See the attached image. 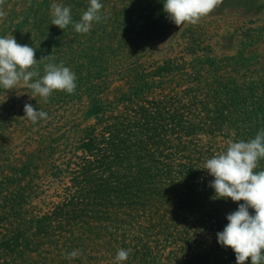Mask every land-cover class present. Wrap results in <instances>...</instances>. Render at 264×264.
<instances>
[{
    "label": "trees",
    "instance_id": "16d2710c",
    "mask_svg": "<svg viewBox=\"0 0 264 264\" xmlns=\"http://www.w3.org/2000/svg\"><path fill=\"white\" fill-rule=\"evenodd\" d=\"M99 2L102 19L87 34L53 25L51 5L70 6L79 22L90 0L0 5V37L33 47L37 60L51 56L38 61L41 77L46 63L76 76L74 94L54 90L47 102L23 82L0 87V264H118L120 249L131 253L119 264H237L217 233L244 202L214 198V177L203 167L230 142L264 130V60L247 52L264 26L243 32L235 56L217 58L188 25V63L145 67L146 54L180 28L165 0ZM20 90L46 119L24 117ZM18 130L44 136L14 152L9 139ZM42 178L62 185L43 212L31 208ZM74 250L83 254L69 258Z\"/></svg>",
    "mask_w": 264,
    "mask_h": 264
},
{
    "label": "clouds",
    "instance_id": "9594fccd",
    "mask_svg": "<svg viewBox=\"0 0 264 264\" xmlns=\"http://www.w3.org/2000/svg\"><path fill=\"white\" fill-rule=\"evenodd\" d=\"M4 0H0L2 5ZM221 0H165L164 12L167 18L177 26L184 24L196 25L210 14ZM103 5L99 0H90V6L83 13L79 22H73L70 6L52 4V24L65 29L73 24L80 34L90 32L93 22L102 19L100 14ZM6 15L0 11V17ZM51 56L35 58V49L21 45L15 37H0V87L11 90L23 82L33 90V95H39L47 102L54 90L74 94L76 76L70 68L63 64H44V75L38 70V61L49 60ZM38 77L37 79H33ZM25 116L33 123L46 119L47 113L35 110L30 103L24 106ZM264 158V130L257 133L248 142H230L226 152L214 155L204 164L214 180L210 187L215 190L214 198H231L233 202L243 201L238 210L227 215L229 223L222 232L217 233L218 243L230 247L236 253L237 264H245L251 258V264H261L264 261V171L254 172L258 161ZM254 209L251 215L249 209ZM131 249H120L115 260L126 261ZM82 250L68 253L69 258L82 255Z\"/></svg>",
    "mask_w": 264,
    "mask_h": 264
},
{
    "label": "rangeland",
    "instance_id": "374dc122",
    "mask_svg": "<svg viewBox=\"0 0 264 264\" xmlns=\"http://www.w3.org/2000/svg\"><path fill=\"white\" fill-rule=\"evenodd\" d=\"M188 25L191 24L186 23L180 28H172L160 45L141 60L143 65L146 67L160 64L167 58L178 60L179 63H188L190 61V54L188 53L190 47L182 34L184 27ZM262 26H264V0H221V3L210 14L203 17L198 24L191 25L190 29L201 39L202 48L209 47L211 49L210 56L222 58L236 55L240 50L238 41L242 39L243 32L256 31ZM247 52H256L264 60V37L252 47L249 46ZM197 55H202L201 51ZM113 86H117V84L113 83ZM16 96L17 98L21 97L24 103H30L32 100L31 96L24 90L17 92ZM74 110V107L63 110L66 111L67 121L74 119ZM55 114L57 118L54 119V124L61 116L59 113ZM60 122L59 119L57 124ZM11 135L12 137L9 139L10 149L14 152L28 145H30V149H33L35 141L44 136L43 132L39 131L32 133L30 138L26 132H20V130ZM56 157L57 155L54 159ZM40 186L42 195L33 201L31 208L43 212L46 205L56 200L55 197L61 193L62 185L48 178H42Z\"/></svg>",
    "mask_w": 264,
    "mask_h": 264
}]
</instances>
